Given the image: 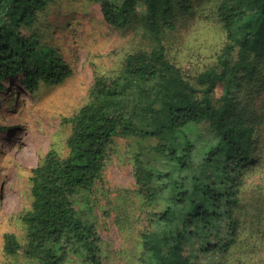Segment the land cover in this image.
<instances>
[{
	"label": "trees",
	"instance_id": "1",
	"mask_svg": "<svg viewBox=\"0 0 264 264\" xmlns=\"http://www.w3.org/2000/svg\"><path fill=\"white\" fill-rule=\"evenodd\" d=\"M93 1L116 29L140 23L150 46L130 53L115 77L97 76L89 101L66 118L68 154L50 149L33 169L32 206L21 215L25 242L5 233V253L26 258L13 264H106L88 207L77 203H91L115 138L133 136L155 141L146 151L155 164L134 159L148 264H264L234 256L257 246L244 239L241 209L244 177L262 160L264 109H256L255 88L264 69V0H213L224 44L192 77L170 58L168 43L180 15L194 11L192 0ZM52 2L0 0V101L7 82L21 75L34 91L73 74L61 50L43 41L39 23Z\"/></svg>",
	"mask_w": 264,
	"mask_h": 264
},
{
	"label": "rangeland",
	"instance_id": "2",
	"mask_svg": "<svg viewBox=\"0 0 264 264\" xmlns=\"http://www.w3.org/2000/svg\"><path fill=\"white\" fill-rule=\"evenodd\" d=\"M192 1L194 11L180 15L178 28L168 39L170 58L191 77L214 63L225 40L213 0ZM39 25L45 32L43 41L61 50L73 74L60 84L40 83L34 91L24 87L21 75L7 82L1 96L0 125L5 126V131L0 133V264L26 262L22 255L14 258L5 253L4 234L13 232L25 242L21 215L32 206L33 169L50 149L62 156L68 154L71 124L66 118L89 101L97 76L115 77L130 53L150 46L140 23L116 29L105 20L101 5L93 0H53ZM262 75L255 88V106L261 114L264 69ZM220 92L219 88L217 93ZM260 118L258 156L262 160L244 177L241 209L248 226L244 239L250 235L257 246L241 248L234 256L264 262V117ZM205 129L201 125L198 131ZM198 137L201 140L205 135ZM151 142L155 141L116 137L109 147L103 179L89 196L91 203L87 206L88 200L82 202L84 197L77 203L78 207H88V217L102 238L106 264H148L140 239L147 219L134 176V159L141 155L155 164L151 152H146ZM69 264L81 263L75 258Z\"/></svg>",
	"mask_w": 264,
	"mask_h": 264
}]
</instances>
